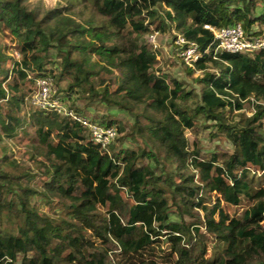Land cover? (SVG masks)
<instances>
[{
	"label": "trees",
	"instance_id": "16d2710c",
	"mask_svg": "<svg viewBox=\"0 0 264 264\" xmlns=\"http://www.w3.org/2000/svg\"><path fill=\"white\" fill-rule=\"evenodd\" d=\"M143 2L0 0V38L19 40L14 53L0 40V264H264V49L217 50L206 27L242 23L247 38L263 36L264 0ZM156 31L198 46L192 65L176 47L188 74L203 71L199 92L161 69L146 40ZM42 77L70 79L57 89L77 112L81 91L133 114L130 131L96 118L118 130L107 151L71 117L31 103L23 114ZM202 121L232 150L205 159L187 135ZM26 122L33 164L21 166L8 141ZM244 200L256 203L241 215L221 204ZM202 227L216 240L209 257Z\"/></svg>",
	"mask_w": 264,
	"mask_h": 264
},
{
	"label": "rangeland",
	"instance_id": "374dc122",
	"mask_svg": "<svg viewBox=\"0 0 264 264\" xmlns=\"http://www.w3.org/2000/svg\"><path fill=\"white\" fill-rule=\"evenodd\" d=\"M33 2H37L38 0H32ZM48 5L55 6L59 0H44ZM135 2V0H134ZM138 4L140 6H144L143 0H138ZM139 6V8H140ZM130 29V26L127 27ZM174 32H159L156 37V43L158 45L157 48H155L158 51V59L160 61L159 66L161 69H163L164 72H166L168 75L171 77H177L180 80H183L186 82V85L190 89H195L197 92H199L202 88L201 85L197 84L195 82V77H200L203 74V71L200 70H195L193 74H188L186 70V66L182 63V61L178 57V50L179 48L176 47L178 44H174L173 42V35ZM3 39L0 38V40L4 43V46L7 48V50L10 53H14L16 50L19 40L16 37V34L11 31L7 30L3 34ZM150 35V34H149ZM146 40L148 43L149 42V36L146 37ZM151 44V43H150ZM18 55V54H17ZM70 82V79H64L57 85L59 90H62L67 87L68 83ZM35 87V85H33ZM112 89L113 86L111 87ZM34 91L31 93L29 92L28 97H27V104L28 106L24 111H22L23 114L27 111L28 109L31 108L30 106V97L33 94ZM91 98V97H90ZM71 102L75 100L76 106L80 107V110H82L86 115L92 117L93 119H96L102 116H112L120 120L122 124H125L127 127V132L130 131L131 124L134 120L133 114L126 112L124 110H119L115 106H107L103 102L100 101L98 97L87 99L85 98L84 94L81 91L73 93L72 98L70 99ZM6 101L2 100L0 103L4 105ZM70 103V102H69ZM191 105V104H190ZM5 106V105H4ZM243 113L246 116H251L254 113V108L253 105H247L246 108L243 110ZM206 125V128L201 127L199 133H192L191 131H187V135L190 138V141L192 145L194 146V143L197 142L199 143V148L202 150V156L205 159L211 158L212 153L214 152H228L232 150V145L230 140L223 134L220 133L218 135H212V133H216V127L213 126L212 121H202ZM34 129L33 127L26 122L23 130L20 132V138H17L13 141H8V145H11L13 147V156L15 159L18 160V162L21 164V166L24 165H29L33 164L30 158V143L33 141L34 137ZM122 141L118 140L117 141V146L120 145ZM135 142H132L130 139L125 141L126 146H136L134 144ZM4 152L0 149V156H2ZM12 156V157H13ZM222 159V156H221ZM148 162V161H147ZM169 170H172V167H168ZM41 181V177H39V180ZM123 194L125 195V192L123 191ZM256 203L255 201H248L244 200L239 206L227 204L225 202H222V206L227 211L230 215H241L245 209H247L251 204ZM47 211L52 212L53 210H50V207L45 206ZM54 210L56 209L57 205L56 202L53 203ZM56 212L60 213L59 209L55 210ZM202 216V213H201ZM176 216L172 215V219H176ZM188 221H191L190 218H187ZM203 238L207 243H208V254L207 257L213 254V246L216 243L214 235L210 234L207 232V230L202 227L201 228V237ZM101 241V240H97ZM191 245H195L196 241L192 240ZM196 247V246H194ZM195 250H198V248H195ZM109 264H114L113 262H110Z\"/></svg>",
	"mask_w": 264,
	"mask_h": 264
},
{
	"label": "built area",
	"instance_id": "2783aa9c",
	"mask_svg": "<svg viewBox=\"0 0 264 264\" xmlns=\"http://www.w3.org/2000/svg\"><path fill=\"white\" fill-rule=\"evenodd\" d=\"M206 27L215 33L218 42L217 50L238 53L264 49V35L247 38L242 23L220 29L210 25H206ZM158 33L159 31H156L149 36V41L155 48L158 47L156 43ZM175 42L183 47L179 54L189 65L197 62L201 57L198 46L187 41L183 35L178 34ZM185 44H189V46L184 48ZM30 103L36 108L54 110L81 123L87 128L92 142L100 145L104 150L109 151L110 145L118 137V130L115 126L102 125L92 117L70 108L69 103L65 102L62 95L58 93L52 77H42L37 80V88L30 98Z\"/></svg>",
	"mask_w": 264,
	"mask_h": 264
}]
</instances>
